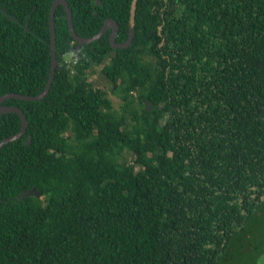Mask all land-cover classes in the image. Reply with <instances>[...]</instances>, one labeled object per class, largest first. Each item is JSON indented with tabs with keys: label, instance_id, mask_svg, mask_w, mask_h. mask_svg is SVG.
Listing matches in <instances>:
<instances>
[{
	"label": "trees",
	"instance_id": "16d2710c",
	"mask_svg": "<svg viewBox=\"0 0 264 264\" xmlns=\"http://www.w3.org/2000/svg\"><path fill=\"white\" fill-rule=\"evenodd\" d=\"M52 1L0 0V95L43 90ZM66 1L76 34L126 41L131 0ZM53 21L48 92L1 103L26 128L0 147V264H217L264 200V0H136L118 48Z\"/></svg>",
	"mask_w": 264,
	"mask_h": 264
},
{
	"label": "water",
	"instance_id": "95a60500",
	"mask_svg": "<svg viewBox=\"0 0 264 264\" xmlns=\"http://www.w3.org/2000/svg\"><path fill=\"white\" fill-rule=\"evenodd\" d=\"M62 5L66 14V23L71 37L78 43H87L99 38L107 29H110L109 43L113 48L126 47L130 44L133 37V24L135 15L136 0H131L128 18V36L126 41L121 43L115 42L117 33V23L113 19H105L101 28L88 37H82L75 33L72 21L71 11L66 0H53L49 8V35H50V70L47 82L41 92L35 95H25L20 93H5L0 95V112H16L20 117L19 130L0 140V147L8 141L19 138L26 128V117L23 111L13 105H2V101L9 97H15L21 100H37L42 98L48 92L49 86L54 76L55 69V32L53 13L57 5ZM264 255V200L250 214L243 228L235 232L227 242L217 264H256V260Z\"/></svg>",
	"mask_w": 264,
	"mask_h": 264
},
{
	"label": "rangeland",
	"instance_id": "374dc122",
	"mask_svg": "<svg viewBox=\"0 0 264 264\" xmlns=\"http://www.w3.org/2000/svg\"><path fill=\"white\" fill-rule=\"evenodd\" d=\"M68 61L72 59L70 53L66 54ZM102 65L85 67L87 80L92 84V86L100 88L110 99L113 107L118 108L120 103V96L118 91H114L113 85L107 80L101 71ZM130 159V157H127ZM256 264H264V255L256 260Z\"/></svg>",
	"mask_w": 264,
	"mask_h": 264
}]
</instances>
